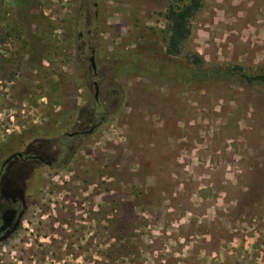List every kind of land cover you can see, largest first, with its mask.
<instances>
[{"label":"rangeland","instance_id":"374dc122","mask_svg":"<svg viewBox=\"0 0 264 264\" xmlns=\"http://www.w3.org/2000/svg\"><path fill=\"white\" fill-rule=\"evenodd\" d=\"M21 1L0 0V162L55 166L16 170L0 264H264V0H201L169 58L180 0H28L25 23Z\"/></svg>","mask_w":264,"mask_h":264},{"label":"flooded vegetation","instance_id":"af4514ba","mask_svg":"<svg viewBox=\"0 0 264 264\" xmlns=\"http://www.w3.org/2000/svg\"><path fill=\"white\" fill-rule=\"evenodd\" d=\"M85 2L89 5L90 8H95L96 3L95 0H85ZM80 15V14H79ZM94 20L97 19L96 11L93 12ZM87 49H89V53L93 54V47L90 44ZM92 56V55H91ZM89 57L88 62L92 61L93 57ZM90 65V63H89ZM91 68V67H90ZM92 75H95V67L91 69ZM93 85V99L98 109L99 105L96 103V94H97V85L95 82H92ZM96 90V94L94 96ZM101 122V120H97V123L90 127L86 131H76L70 134H67L69 138L80 137L83 135L90 134L94 128ZM36 153V152H35ZM34 151L28 149L26 145L19 147L17 150L12 151L8 154L1 162H0V237L2 235H8L10 231L17 225L18 216L20 215V206L16 199L15 187L16 190H21L19 184L16 183V170L18 169H29L33 168L39 169L40 167L53 168L55 166V162L51 160H46V158L41 153L37 152L35 154ZM12 154L16 155L15 158H10L8 162L3 164V162L10 157Z\"/></svg>","mask_w":264,"mask_h":264},{"label":"trees","instance_id":"16d2710c","mask_svg":"<svg viewBox=\"0 0 264 264\" xmlns=\"http://www.w3.org/2000/svg\"><path fill=\"white\" fill-rule=\"evenodd\" d=\"M200 2L201 0H180L178 4H172L166 9L163 15L165 21L164 54L166 57H174L180 53L181 47L190 33V21L199 9ZM28 5V0L21 1L19 10L21 23L26 22ZM244 78L249 83L256 80L264 82V73L252 77L244 75ZM117 251V249H105L102 259L107 261V264H115L116 256L119 254Z\"/></svg>","mask_w":264,"mask_h":264},{"label":"water","instance_id":"95a60500","mask_svg":"<svg viewBox=\"0 0 264 264\" xmlns=\"http://www.w3.org/2000/svg\"><path fill=\"white\" fill-rule=\"evenodd\" d=\"M89 63H90V67H91V69H94V64L92 63V61H89ZM95 94H96V90H95L94 96H95ZM16 155L19 156V154H12V155H10V157L7 158V159L3 162V164H5L6 162H8V161L10 160V158H15Z\"/></svg>","mask_w":264,"mask_h":264}]
</instances>
